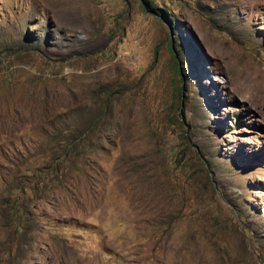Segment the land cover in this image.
I'll list each match as a JSON object with an SVG mask.
<instances>
[{
	"label": "rangeland",
	"instance_id": "obj_1",
	"mask_svg": "<svg viewBox=\"0 0 264 264\" xmlns=\"http://www.w3.org/2000/svg\"><path fill=\"white\" fill-rule=\"evenodd\" d=\"M146 1L0 0V264H264V0Z\"/></svg>",
	"mask_w": 264,
	"mask_h": 264
},
{
	"label": "trees",
	"instance_id": "obj_2",
	"mask_svg": "<svg viewBox=\"0 0 264 264\" xmlns=\"http://www.w3.org/2000/svg\"><path fill=\"white\" fill-rule=\"evenodd\" d=\"M143 4H144V6H146L148 9H150L151 11H153L154 14L163 15V14L161 13V10L158 9V7L152 5L151 2H148V1L144 0ZM169 46H170V49L173 50V51H176V50H178V49L180 48L178 44L175 45V44H173V43H171V45H169ZM176 64L178 65L177 60H176ZM179 68H180V67H179ZM177 71H179V70H178V67H177ZM114 89H115V88H114ZM114 92H116V90H115ZM59 134H61V132H59ZM71 146H72L71 149H73L75 145H74V144H71ZM66 151H67V149L64 148V149H63V153L66 152Z\"/></svg>",
	"mask_w": 264,
	"mask_h": 264
}]
</instances>
